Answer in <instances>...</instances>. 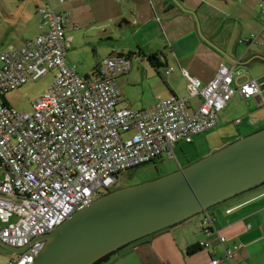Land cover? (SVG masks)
<instances>
[{
	"label": "built area",
	"instance_id": "2783aa9c",
	"mask_svg": "<svg viewBox=\"0 0 264 264\" xmlns=\"http://www.w3.org/2000/svg\"><path fill=\"white\" fill-rule=\"evenodd\" d=\"M63 1L40 6L43 30L0 53V242L18 250L5 264H33L44 237L80 206L112 190L119 171L171 156L175 143L191 142L215 126L235 93L245 99L263 91L257 78L237 82L241 71L235 63L221 62L206 82L184 71L188 95L200 98L194 108L187 97L175 94L157 95L143 108L120 105L115 76L129 69L130 58L108 56L95 74L80 76L64 59L69 12L55 10V2ZM257 8L259 30L239 38L241 44L264 42V0ZM51 70L52 82L30 112L6 100L7 92ZM131 130L125 139L124 132ZM199 224L205 234L214 230L207 213ZM218 237L223 244L225 237ZM223 247L231 257L238 246ZM218 262L215 257L208 264Z\"/></svg>",
	"mask_w": 264,
	"mask_h": 264
},
{
	"label": "crops",
	"instance_id": "0c3cea01",
	"mask_svg": "<svg viewBox=\"0 0 264 264\" xmlns=\"http://www.w3.org/2000/svg\"><path fill=\"white\" fill-rule=\"evenodd\" d=\"M7 1L9 3L3 4L0 8V16L4 18L3 25L6 26L0 43L5 46L12 45L8 49H15L31 41L43 30L42 17L37 9L48 4V0ZM88 1L89 10L99 21L98 23L104 22L105 25L111 20L113 24L119 25V29L128 27L132 35L136 37L137 51L128 49L126 52L119 51L113 54L130 58L129 69L120 73L124 75L125 80L130 81L134 74L131 60L137 54L142 55L143 59L150 54H155L157 65L150 62L154 68L150 69L146 66L144 69L146 78L156 84L154 88H157L160 93L157 95L185 96L193 108L199 104L200 98L188 95L186 85L183 89L177 82V79L182 77L186 84L187 77L184 71L206 82L214 76L221 62L235 63L239 69L255 58L264 61V42L253 43L250 46L242 44L245 46L243 51H238L240 47L238 39L248 36L253 30H259L258 0H67L55 2L56 11L69 12L65 30L68 19L71 17L72 22L75 21L77 14L80 15ZM32 5H35L34 12H32ZM75 26L71 24L70 28ZM168 67L172 69L165 74ZM158 76L163 81L165 80L163 76L168 77L167 81H164L165 87ZM243 76L244 73L241 72L236 81L240 83L245 81H241ZM259 78H263L262 93L245 98L249 103L254 104L251 111L247 112L250 117L249 123L245 124V128L254 124L258 127L252 131L264 127L260 126V121L264 119V75ZM123 85V91L119 88L122 96L120 104L143 108L151 105L157 97L152 95L148 101L145 100L146 102L140 98L134 99L128 95L125 83ZM261 110L263 113L256 114ZM206 211L214 222V230L210 233L205 234L202 230L200 231L201 213H198L156 234L133 242L132 245H128V248L121 247L114 252L115 255L104 259L107 261L104 264H117L118 260H121L122 264H208L209 260L215 257L219 258L218 264H264V182L219 201ZM218 234L225 237L223 244L220 243ZM202 241L207 242L208 245L203 246ZM196 244L199 246L191 252L189 246ZM234 244L238 246L237 249L231 257L226 256L223 246ZM121 249L124 250L121 251ZM130 254L135 255L133 263L131 260L126 261V256Z\"/></svg>",
	"mask_w": 264,
	"mask_h": 264
},
{
	"label": "water",
	"instance_id": "95a60500",
	"mask_svg": "<svg viewBox=\"0 0 264 264\" xmlns=\"http://www.w3.org/2000/svg\"><path fill=\"white\" fill-rule=\"evenodd\" d=\"M262 181L264 127L174 171L100 194L44 237L33 264H92Z\"/></svg>",
	"mask_w": 264,
	"mask_h": 264
},
{
	"label": "rangeland",
	"instance_id": "374dc122",
	"mask_svg": "<svg viewBox=\"0 0 264 264\" xmlns=\"http://www.w3.org/2000/svg\"><path fill=\"white\" fill-rule=\"evenodd\" d=\"M8 3L9 1L7 0H0V8L3 4ZM88 4L89 1L87 5L84 6L82 12H78L80 15L77 14L76 16L75 13V21L72 22L71 17L68 19L65 30L66 37L68 36L67 39H69L70 36V40H68L65 45V61L68 65L75 66L76 71L80 76L95 74L98 63L108 56H114L116 52H126L128 49L131 51H137L135 45L136 37L132 35L128 27L119 29V25L115 23L113 24L111 20L107 23L105 22V25L104 22L98 23L99 21L96 20L93 13L89 10L90 7ZM34 9L35 5H32V12H34ZM3 19L4 18L0 16V38H2L4 28H6V26L3 25ZM71 24L76 26L70 28ZM11 46L12 45L5 46L0 43V53ZM239 46L238 51L242 52L245 46L241 43H239ZM146 66L150 69L154 68L150 65L148 56L143 59L142 55L137 54L136 57L131 60V67L132 70H134L132 73L134 74L131 76L130 81H126L124 75L120 74V72L117 73L115 77L116 83L122 91L124 89L123 83H125L128 95L134 99L140 98L144 102L148 101L152 95L160 94L159 90L154 88L156 84L151 79L148 80L146 78V70L144 69ZM136 68L139 69L137 70ZM239 69L244 73L241 81L246 80L247 77L258 79L264 75V61L255 58L249 64L242 66ZM53 74L54 72L51 70L36 79H28L18 89L7 92L5 95L6 100L17 110L30 112L33 101L50 86ZM158 78L165 87L164 81H167L166 78L168 77L163 76V78H165L164 81L160 79L161 77L158 76ZM127 82L129 83L127 84ZM177 82L180 84L181 88H185V80L182 77L178 78ZM255 104L259 105L257 103ZM132 107L139 108V106L134 105ZM253 107L254 104L249 103L247 100L241 98L240 94L235 93L227 101L224 109L218 113V119L215 126L195 134L191 143L184 140L175 143L173 149L174 154L171 156L162 155L161 157L154 159V161L150 160L125 170L122 169L116 174L117 187L143 182L150 178L166 174L172 170L174 171L179 167L186 165L188 162L190 163L205 154L207 155L219 146H223L233 141L238 136L244 135L245 133L248 134L253 129L258 128L255 127V124L245 128V124L249 123L250 120L247 112L251 111ZM261 113H263V110L256 114L260 115ZM260 126H264V119L260 121ZM132 133L133 131L131 130L126 133L124 132L123 135L125 139H127ZM132 244L133 242L128 245L130 246ZM128 245L126 248H128ZM124 249H121V251ZM115 254L116 253H113L109 257ZM15 255L16 253L14 251L8 250V248L0 245V264H5L9 257ZM134 257L135 255L132 254L127 255L126 261L131 260V263H133L135 261ZM119 259L121 258L119 257ZM120 261L121 260H118L117 264H122ZM106 262L107 261L105 260L101 261L102 264Z\"/></svg>",
	"mask_w": 264,
	"mask_h": 264
},
{
	"label": "trees",
	"instance_id": "16d2710c",
	"mask_svg": "<svg viewBox=\"0 0 264 264\" xmlns=\"http://www.w3.org/2000/svg\"><path fill=\"white\" fill-rule=\"evenodd\" d=\"M129 58V57H128ZM156 59H157V57H156V55L155 54H150L149 56H148V60H149V62H151L152 64H154L155 63V61H156ZM154 61V62H153ZM156 64V63H155ZM157 65V64H156ZM192 142V141H191ZM190 142V143H191ZM156 159V158H155ZM153 161H154V159H152ZM262 182H264V181H262ZM118 187H120V186H118ZM117 186L116 187H114L113 189H115V188H118ZM112 189V190H113ZM201 213V216H200V218H199V220L202 218V216L205 214V213H207V211H201L200 212ZM208 214V213H207ZM209 215V214H208ZM199 227H200V225H199ZM165 229V228H164ZM200 229L202 230V228L200 227ZM163 230V229H162ZM161 231V230H160ZM203 231V230H202ZM159 232V231H158ZM156 234L157 232H153V233H151L150 235H152V234ZM148 236V235H147ZM147 236H145V237H143V238H141V239H136V240H134V241H132V242H136L137 240L139 241V240H142V239H144V238H146ZM132 242H130V243H132ZM130 243H128V244H130ZM128 244H126V245H124V246H121L122 248L123 247H125V246H127ZM199 245L198 244H196V245H190L189 246V250L192 252V251H194L197 247H198ZM120 247V248H121ZM120 248H118V249H120ZM118 249L117 250H115V251H113V252H111V253H109V254H106V255H102L100 258H98L97 260H95L92 264H99L102 260H106V258L108 257V256H110V255H112L114 252H116V251H118Z\"/></svg>",
	"mask_w": 264,
	"mask_h": 264
},
{
	"label": "flooded vegetation",
	"instance_id": "af4514ba",
	"mask_svg": "<svg viewBox=\"0 0 264 264\" xmlns=\"http://www.w3.org/2000/svg\"><path fill=\"white\" fill-rule=\"evenodd\" d=\"M116 186H117V183L114 184V187H116Z\"/></svg>",
	"mask_w": 264,
	"mask_h": 264
}]
</instances>
